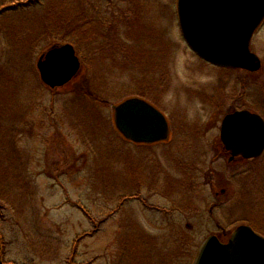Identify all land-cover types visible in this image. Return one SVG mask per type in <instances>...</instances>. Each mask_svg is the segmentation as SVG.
<instances>
[{
  "label": "rangeland",
  "instance_id": "1",
  "mask_svg": "<svg viewBox=\"0 0 264 264\" xmlns=\"http://www.w3.org/2000/svg\"><path fill=\"white\" fill-rule=\"evenodd\" d=\"M65 43L80 71L49 88L36 63ZM250 50L252 75L202 61L176 0H0V264H192L209 235L264 236V156L211 151L228 109L264 118V22ZM130 97L165 114L170 144L118 134Z\"/></svg>",
  "mask_w": 264,
  "mask_h": 264
},
{
  "label": "water",
  "instance_id": "2",
  "mask_svg": "<svg viewBox=\"0 0 264 264\" xmlns=\"http://www.w3.org/2000/svg\"><path fill=\"white\" fill-rule=\"evenodd\" d=\"M176 12L183 40L200 59L223 68H260L249 44L264 20V0H176ZM80 67L69 43L50 48L36 63L40 80L49 88L66 85ZM112 114L117 132L132 143L152 144L168 138L165 116L143 98L122 100L112 107ZM220 132L234 155L241 151L243 158H253L264 149V122L258 114L246 110L230 113L222 119ZM236 136L248 152L238 145ZM192 264H264V236L247 225L237 226L225 243L210 235L199 246Z\"/></svg>",
  "mask_w": 264,
  "mask_h": 264
},
{
  "label": "flooded vegetation",
  "instance_id": "3",
  "mask_svg": "<svg viewBox=\"0 0 264 264\" xmlns=\"http://www.w3.org/2000/svg\"><path fill=\"white\" fill-rule=\"evenodd\" d=\"M262 25V24H261ZM260 25V26H261ZM259 26V27H260ZM259 27L257 28V30L259 29ZM256 30V31H257ZM256 31H255V33H256ZM254 33V34H255ZM209 64V63H208ZM209 65H211V64H209ZM211 66H213V65H211ZM261 66H262V64H260V68L257 70V71H248V70H244V69H231V68H223V67H218V68H220V69H222V70H225V71H229V70H237V71H240V72H243L245 75H252V74H254V73H257L258 71H260L261 70ZM214 67H217V66H214ZM249 91H252V90H249ZM239 95H240V98L242 97V91H240L239 92ZM249 95V98H250V100L253 98L254 99V97H253V95H254V93H253V95L251 94V92L248 94ZM156 107V106H155ZM240 110H246V111H249V112H251V113H255V114H258V115H260L259 113H257V112H255V111H253V110H251V109H248V108H246V107H241V106H238L237 108H235V109H232V108H230V109H228L227 110V112H226V114L224 115V116H226V115H228V114H230V113H233V112H235V111H240ZM164 116H165V114H163ZM224 116H223V118H224ZM260 117L262 118V120H263V122H264V118L260 115ZM165 118H166V120H167V122H168V126H169V135H168V138L166 139V140H164V141H159V142H156V143H152V144H139L140 146H154V145H168V144H170L172 141H173V136L175 135L172 131H171V127H170V125H171V123L169 122V120L167 119V117L165 116ZM223 118H221V121H220V127H221V122H222V119ZM220 127H219V134H218V140H219V144L218 145H213V147H212V149H211V151H213V152H216V153H218L219 155H222V156H224V157H227V161L228 162H231L232 164L234 163H238V165L239 166H244L245 164H247L248 163V166L249 165H251V163H255L256 161H258L260 158H263V156H264V149L262 150V152H261V154L258 156V157H253V158H243V155L241 154V151H239L238 152V154H236V155H234V154H232V151L230 150V149H228L227 147H226V145H225V143L222 141V139H221V132H220ZM197 137H201V134H197L196 135ZM194 137V136H189V138H195L196 140H199L197 137ZM192 140V139H191ZM194 140V139H193ZM236 140H238V136H236ZM239 142H238V145H240V141H241V138L238 140ZM244 147V150L245 151H247L248 152V149L246 148V146L245 145H240V147ZM240 150H242L241 148H240ZM206 152V151H205ZM203 153V152H202ZM203 154H207V153H203ZM246 174H247V171H242V172H238V174H237V177L239 178V179H243L245 176H246ZM188 178H190V176L188 177ZM221 193H225V190L224 189H222L221 190ZM217 236V235H216Z\"/></svg>",
  "mask_w": 264,
  "mask_h": 264
}]
</instances>
